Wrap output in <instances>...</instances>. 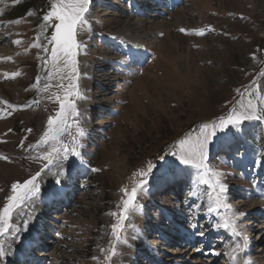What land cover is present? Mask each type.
I'll list each match as a JSON object with an SVG mask.
<instances>
[{"label": "rangeland", "instance_id": "374dc122", "mask_svg": "<svg viewBox=\"0 0 264 264\" xmlns=\"http://www.w3.org/2000/svg\"><path fill=\"white\" fill-rule=\"evenodd\" d=\"M49 4L0 0V102L19 106L0 103V156L7 157L0 159V208L13 182L42 167L33 158L39 150L28 145L59 107L56 79L42 90L44 53L29 47ZM88 19L91 30L77 37L84 98L76 100L80 115L74 118L85 130L83 163L69 157L64 174L57 168L42 174L41 191L25 215H13L20 231L3 238L0 264H232L226 253L233 250L239 259L262 264L264 119L218 133L209 145L208 165L222 174L231 210L207 214L216 193L210 198L198 170L168 153L241 102L251 99L264 115V0H92ZM201 29L204 35H196ZM40 42L46 43L43 37ZM14 72L20 75L11 78ZM148 160L158 167L126 222V242L104 261L100 249L112 239L117 218L110 213L120 210V189L140 179L133 173ZM237 210L247 213L237 221L240 235L219 226Z\"/></svg>", "mask_w": 264, "mask_h": 264}, {"label": "snow or ice", "instance_id": "6c2138e0", "mask_svg": "<svg viewBox=\"0 0 264 264\" xmlns=\"http://www.w3.org/2000/svg\"><path fill=\"white\" fill-rule=\"evenodd\" d=\"M91 3L92 0H50L49 9L42 16V23L39 25L41 31L34 38L33 43L29 45L30 48L41 49L44 53L42 59L47 82L42 90L47 91L49 87L53 86L51 81L56 79L55 87L62 90V94L53 93L59 104L58 110L54 115L48 117L47 126L36 143L28 145L29 150H39L33 158L41 161L42 167L23 182H13L10 185V194L5 197V203L0 208V257L6 254L3 238L9 234L14 237L20 231L18 226L12 223L14 213L25 215L26 206L30 205L41 191L40 179L42 174L46 170L51 172L53 168H57L59 170L57 175H62L66 171L64 164L69 160V157L81 159L80 149L83 145L80 140L84 137L85 130L80 127L78 121L74 118L80 115L76 100L84 98L79 85L81 73L77 59L83 47V42L78 40L77 37L81 31L91 30L88 19ZM31 14V11H29L28 15ZM12 23H19V21H13ZM49 30H51L50 35L47 34ZM180 31L187 32L188 30L181 28ZM195 34L204 35V31L202 29L198 30L195 31ZM41 37L46 43L40 42ZM13 43L19 45L21 40H16ZM7 59L11 60V57ZM253 59H255V56H253ZM19 75V72H14L11 74V78ZM262 75H264V72H262ZM38 83L39 77H37ZM253 83L256 82L253 81ZM236 91L239 93L240 89H236ZM0 103H4L7 108L13 110L19 107L6 101ZM33 103H38V101L34 100ZM3 111L4 109H0V112ZM262 119H264V115L259 111L258 105L249 99L246 105L241 102L239 108H232L227 115L220 116L212 122L202 123L197 135L186 134L184 138L177 141L176 145L171 146L173 150L168 155L175 157L179 164L191 166L198 170V182L207 185L212 190L208 193L210 198L212 192L216 193L214 205L212 203L208 205L207 214L217 212L220 207L231 210V206L226 203L225 193L228 186L221 181L222 174L208 165L209 145L214 138H218V133L227 134L233 128H239L245 121H259ZM72 124H75V135L71 132ZM28 131L31 132L32 130L29 129ZM65 135L71 136L69 143L64 142L63 137ZM20 147H24L23 141ZM0 159H7V157L0 156ZM159 161H166V156H160ZM81 163H83L82 159ZM157 167L158 163L148 160L146 168H141L133 173V177H140V179L135 181L130 189L127 186L120 189L123 194L120 205H118L120 210L119 212L110 213V215L117 218L116 222L111 225L112 239L107 249H100L104 261L111 262L112 258L117 255V245L126 242L122 236L126 227L130 226L126 222L130 220L131 215L139 210L138 195L144 190ZM92 170L98 171V169ZM57 183H59V180H57ZM245 215L247 213L234 211L231 219H225L219 226L231 227L233 233L240 235L237 221ZM27 223L28 221L25 220V227ZM191 227L197 228L200 226L192 223ZM198 235L203 236L204 232L200 231ZM244 239L246 240V237ZM235 251L226 253L232 264H252L250 260L239 259L234 254ZM216 254L219 255V253ZM92 259L100 260L101 257H93Z\"/></svg>", "mask_w": 264, "mask_h": 264}, {"label": "trees", "instance_id": "16d2710c", "mask_svg": "<svg viewBox=\"0 0 264 264\" xmlns=\"http://www.w3.org/2000/svg\"><path fill=\"white\" fill-rule=\"evenodd\" d=\"M31 4H33V3H29L28 6H30ZM26 8H27L26 6H23L22 13H24V11L26 10Z\"/></svg>", "mask_w": 264, "mask_h": 264}, {"label": "bare ground", "instance_id": "6f19581e", "mask_svg": "<svg viewBox=\"0 0 264 264\" xmlns=\"http://www.w3.org/2000/svg\"><path fill=\"white\" fill-rule=\"evenodd\" d=\"M164 44V43H163ZM239 106H240V103H239V105H238V108H239ZM262 264H264V261L262 262Z\"/></svg>", "mask_w": 264, "mask_h": 264}]
</instances>
